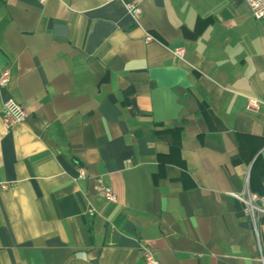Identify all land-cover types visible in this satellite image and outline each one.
<instances>
[{
    "label": "crops",
    "instance_id": "0c3cea01",
    "mask_svg": "<svg viewBox=\"0 0 264 264\" xmlns=\"http://www.w3.org/2000/svg\"><path fill=\"white\" fill-rule=\"evenodd\" d=\"M131 1L0 0V264H264L231 196H264V20L141 0L138 25Z\"/></svg>",
    "mask_w": 264,
    "mask_h": 264
},
{
    "label": "built area",
    "instance_id": "2783aa9c",
    "mask_svg": "<svg viewBox=\"0 0 264 264\" xmlns=\"http://www.w3.org/2000/svg\"><path fill=\"white\" fill-rule=\"evenodd\" d=\"M42 3H45L47 0H41ZM122 0H105V3L120 2ZM248 6L251 16L257 23H261L264 20V0H243ZM126 9L131 15L132 19L140 25L142 18V7L141 0H132L130 3L126 4ZM154 41L153 36L147 34L145 37V42L150 43ZM175 56L179 59H182L184 56V50L178 49L174 52ZM11 79V74L9 71L3 72L0 77V87H6ZM261 102L258 100L251 99L248 102V110L255 112L260 108ZM3 123L5 127L10 130L13 127L24 123L27 119V113L24 108L16 103L14 100L7 101L2 110L1 114ZM87 172L85 168H79V177L86 178ZM97 193L107 200L108 202H116L117 197L114 194L113 190L110 187L104 185L102 180H98L96 186ZM231 196L243 204L245 208V214L250 219L252 224L253 231L256 236H259V223L262 218H264V196L256 194L250 190L247 186L245 191L241 194L233 193ZM142 257L144 258L146 264H160L155 257V252L149 248L144 247L141 251Z\"/></svg>",
    "mask_w": 264,
    "mask_h": 264
}]
</instances>
